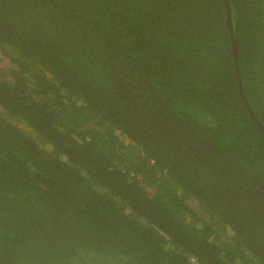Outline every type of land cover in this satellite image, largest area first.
I'll use <instances>...</instances> for the list:
<instances>
[{"label": "trees", "instance_id": "obj_1", "mask_svg": "<svg viewBox=\"0 0 264 264\" xmlns=\"http://www.w3.org/2000/svg\"><path fill=\"white\" fill-rule=\"evenodd\" d=\"M264 128V0H228ZM0 264H264V135L222 0H0Z\"/></svg>", "mask_w": 264, "mask_h": 264}, {"label": "water", "instance_id": "obj_2", "mask_svg": "<svg viewBox=\"0 0 264 264\" xmlns=\"http://www.w3.org/2000/svg\"><path fill=\"white\" fill-rule=\"evenodd\" d=\"M222 3H223V6H224V9H225L226 27H227L228 34H229V40H230V45H231L232 57H233V62H234V72H235V78H236V82H237V89H238L239 97H240L241 102H242L243 106L245 107L246 111L250 115L251 119L254 121V123L256 124L257 128L260 130V132L264 135V128L262 127L261 123L258 121L256 116L254 115V113L250 109V107H249V105H248V103H247V101L245 99L243 90H242L240 77H239V72H238V64H237L236 42H235V39H234L232 25H231V18H230V10H229L228 0H222Z\"/></svg>", "mask_w": 264, "mask_h": 264}, {"label": "rangeland", "instance_id": "obj_3", "mask_svg": "<svg viewBox=\"0 0 264 264\" xmlns=\"http://www.w3.org/2000/svg\"><path fill=\"white\" fill-rule=\"evenodd\" d=\"M0 68H8L7 62L0 56Z\"/></svg>", "mask_w": 264, "mask_h": 264}]
</instances>
